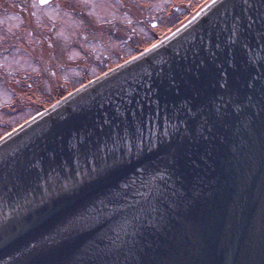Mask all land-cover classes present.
<instances>
[{
	"label": "water",
	"instance_id": "water-1",
	"mask_svg": "<svg viewBox=\"0 0 264 264\" xmlns=\"http://www.w3.org/2000/svg\"><path fill=\"white\" fill-rule=\"evenodd\" d=\"M262 37L264 0H212L2 136L0 264H98L105 213L117 203L147 207L149 187L164 195L149 196L156 211L119 264H264ZM104 112L112 123L101 129Z\"/></svg>",
	"mask_w": 264,
	"mask_h": 264
},
{
	"label": "rangeland",
	"instance_id": "rangeland-1",
	"mask_svg": "<svg viewBox=\"0 0 264 264\" xmlns=\"http://www.w3.org/2000/svg\"><path fill=\"white\" fill-rule=\"evenodd\" d=\"M211 1L0 0V137L164 39Z\"/></svg>",
	"mask_w": 264,
	"mask_h": 264
},
{
	"label": "snow or ice",
	"instance_id": "snow-or-ice-1",
	"mask_svg": "<svg viewBox=\"0 0 264 264\" xmlns=\"http://www.w3.org/2000/svg\"><path fill=\"white\" fill-rule=\"evenodd\" d=\"M215 2L216 0H213V3ZM239 19V16L235 17L236 21ZM249 27H251V23L249 24ZM237 28L238 25L234 22L232 36L229 37L233 43L240 38L237 33ZM262 39H264V37H262ZM217 47H219V45H217ZM225 83H227L226 80ZM249 87H251V85H249ZM100 107L104 108V105L101 104ZM240 107L242 106H238V109ZM189 111H191V109H189ZM116 112L119 113V105L116 106ZM100 119L102 120V123L99 125L101 129L104 125L112 123V120L108 118L107 112H104ZM213 131V124L208 120H205L204 125L201 127V138L205 141L214 139ZM0 139H2V137H0ZM140 144H143V140L140 141ZM95 147V145L89 143L81 144V148L88 152L92 151ZM191 162L195 164L194 160ZM115 163H118V161L114 158V164ZM170 165L173 169L179 168L181 165L180 158L174 156L170 161ZM124 187H128V185H124ZM163 195L164 193L159 189L153 190L149 187L147 193L141 195V199L145 202L147 207L139 203H117L105 213L111 218V224L108 230L100 233L94 242V251L97 255L98 264H119L120 255L123 253L125 247L136 243V239L140 230L143 228L144 223H150V219H146V217H150L151 213L156 211L152 206V201L149 200V196H152L157 202H159V197ZM124 199L126 200L127 198L125 197ZM105 208H107V205L100 209H97L95 206H92L90 209L86 208L82 214L74 217V219L83 222L87 219L89 212L100 214L104 213Z\"/></svg>",
	"mask_w": 264,
	"mask_h": 264
},
{
	"label": "trees",
	"instance_id": "trees-1",
	"mask_svg": "<svg viewBox=\"0 0 264 264\" xmlns=\"http://www.w3.org/2000/svg\"><path fill=\"white\" fill-rule=\"evenodd\" d=\"M186 5H187V4H184L182 7L179 8V9H181V12H182V13L185 11L184 8L186 7ZM179 20H181V19L176 20V21L173 22L172 24H173V25L176 24ZM172 24H171V25H172ZM138 44H139V43H138ZM137 46H138V45H137ZM105 72H106V71H105ZM79 87H80V86H79ZM77 88H78V87H77Z\"/></svg>",
	"mask_w": 264,
	"mask_h": 264
},
{
	"label": "bare ground",
	"instance_id": "bare-ground-1",
	"mask_svg": "<svg viewBox=\"0 0 264 264\" xmlns=\"http://www.w3.org/2000/svg\"><path fill=\"white\" fill-rule=\"evenodd\" d=\"M187 22H188V21H187ZM185 23H186V22H185ZM185 23H183L182 25H184ZM182 25H181V26H182ZM176 30H177V29H176ZM174 31H175V30H174ZM174 31H173V32H174ZM173 32H171V33H173ZM171 33H170V34H171Z\"/></svg>",
	"mask_w": 264,
	"mask_h": 264
},
{
	"label": "flooded vegetation",
	"instance_id": "flooded-vegetation-1",
	"mask_svg": "<svg viewBox=\"0 0 264 264\" xmlns=\"http://www.w3.org/2000/svg\"><path fill=\"white\" fill-rule=\"evenodd\" d=\"M51 1H52V0H51ZM51 1H50V2H51ZM130 41H131V40H130Z\"/></svg>",
	"mask_w": 264,
	"mask_h": 264
}]
</instances>
